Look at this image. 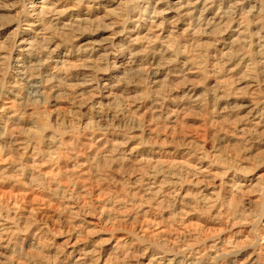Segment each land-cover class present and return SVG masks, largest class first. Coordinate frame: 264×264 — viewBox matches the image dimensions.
<instances>
[{"label":"rangeland","instance_id":"1","mask_svg":"<svg viewBox=\"0 0 264 264\" xmlns=\"http://www.w3.org/2000/svg\"><path fill=\"white\" fill-rule=\"evenodd\" d=\"M0 264H264V0H0Z\"/></svg>","mask_w":264,"mask_h":264},{"label":"bare ground","instance_id":"2","mask_svg":"<svg viewBox=\"0 0 264 264\" xmlns=\"http://www.w3.org/2000/svg\"><path fill=\"white\" fill-rule=\"evenodd\" d=\"M205 2H206V1H205ZM39 6H40V5H39ZM43 8H44V7H43ZM43 8H42V9H43Z\"/></svg>","mask_w":264,"mask_h":264}]
</instances>
